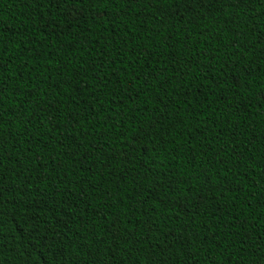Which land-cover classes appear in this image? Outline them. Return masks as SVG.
<instances>
[{"label":"trees","instance_id":"1","mask_svg":"<svg viewBox=\"0 0 264 264\" xmlns=\"http://www.w3.org/2000/svg\"><path fill=\"white\" fill-rule=\"evenodd\" d=\"M0 264H264V0H0Z\"/></svg>","mask_w":264,"mask_h":264}]
</instances>
